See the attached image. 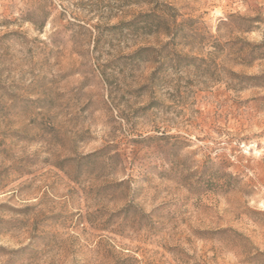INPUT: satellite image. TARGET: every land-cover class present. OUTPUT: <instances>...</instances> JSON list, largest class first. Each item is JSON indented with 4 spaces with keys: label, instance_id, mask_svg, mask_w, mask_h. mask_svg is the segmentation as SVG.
<instances>
[{
    "label": "rangeland",
    "instance_id": "1",
    "mask_svg": "<svg viewBox=\"0 0 264 264\" xmlns=\"http://www.w3.org/2000/svg\"><path fill=\"white\" fill-rule=\"evenodd\" d=\"M263 41L264 0H0V264H264Z\"/></svg>",
    "mask_w": 264,
    "mask_h": 264
},
{
    "label": "trees",
    "instance_id": "2",
    "mask_svg": "<svg viewBox=\"0 0 264 264\" xmlns=\"http://www.w3.org/2000/svg\"><path fill=\"white\" fill-rule=\"evenodd\" d=\"M144 16L154 19L151 25H149L148 23L145 24V29L148 28L146 30L151 32V34L163 35L167 39L166 43L163 45V48L186 47L188 45L187 44L188 40L192 39L184 31L183 27H184V23L186 22L183 21V22L177 23L175 18L171 16L169 13L162 12L160 15H157L156 13L151 12V13L145 14ZM131 25H132V22L127 23V26H131ZM263 47H264V41L262 42V44L257 46V49H260ZM137 52L138 51H136L135 53ZM152 75H154V73H152ZM258 78L260 79L264 78V75Z\"/></svg>",
    "mask_w": 264,
    "mask_h": 264
}]
</instances>
